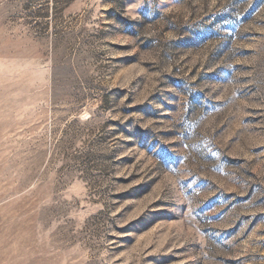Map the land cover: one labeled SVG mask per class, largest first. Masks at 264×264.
Masks as SVG:
<instances>
[{
  "label": "rangeland",
  "instance_id": "374dc122",
  "mask_svg": "<svg viewBox=\"0 0 264 264\" xmlns=\"http://www.w3.org/2000/svg\"><path fill=\"white\" fill-rule=\"evenodd\" d=\"M0 264H264V0H0Z\"/></svg>",
  "mask_w": 264,
  "mask_h": 264
}]
</instances>
